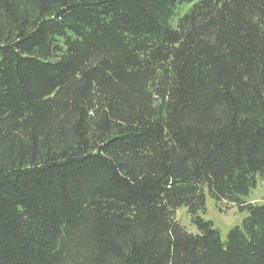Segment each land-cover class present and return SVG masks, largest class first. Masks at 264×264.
Returning <instances> with one entry per match:
<instances>
[{
  "label": "trees",
  "instance_id": "16d2710c",
  "mask_svg": "<svg viewBox=\"0 0 264 264\" xmlns=\"http://www.w3.org/2000/svg\"><path fill=\"white\" fill-rule=\"evenodd\" d=\"M258 176L264 0H0V264H264Z\"/></svg>",
  "mask_w": 264,
  "mask_h": 264
},
{
  "label": "rangeland",
  "instance_id": "374dc122",
  "mask_svg": "<svg viewBox=\"0 0 264 264\" xmlns=\"http://www.w3.org/2000/svg\"><path fill=\"white\" fill-rule=\"evenodd\" d=\"M243 200L252 204H264V181L259 176L257 177L256 187L251 190L248 196L243 197ZM206 202V211L200 215L205 220L213 223L214 228L220 231L223 241L226 240L230 229L240 226L248 216L247 212L239 211L236 205L225 203L219 206L211 197H207ZM176 218L189 232L197 234V228L192 223L186 207H182L177 211Z\"/></svg>",
  "mask_w": 264,
  "mask_h": 264
}]
</instances>
